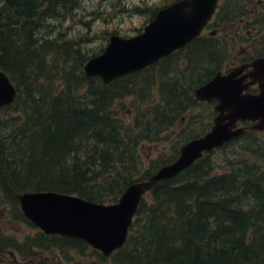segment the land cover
Here are the masks:
<instances>
[{
  "label": "trees",
  "instance_id": "obj_1",
  "mask_svg": "<svg viewBox=\"0 0 264 264\" xmlns=\"http://www.w3.org/2000/svg\"><path fill=\"white\" fill-rule=\"evenodd\" d=\"M79 1L0 0V71L16 91L14 101L0 108L16 114L0 120V205L9 204L10 216L31 228L16 209L18 194L51 191L113 204L125 187L162 166L143 169L139 145L156 141L181 120L184 104L191 106L189 86L201 82L190 78L184 88L180 74L164 73L167 59L163 69L160 60L158 67L104 86L83 76L80 68L93 55L76 38L51 34L49 25ZM127 96L126 107L121 101ZM243 140L245 154L228 162L227 170L214 172L206 154L156 183L145 194L148 201L141 199L126 242L108 258L79 239L38 233L19 244L24 254L1 235L0 247L23 257L32 254L29 248H55L66 259L69 252L82 257L89 250L100 264L262 263L264 154ZM176 154L174 149L167 163Z\"/></svg>",
  "mask_w": 264,
  "mask_h": 264
},
{
  "label": "water",
  "instance_id": "obj_2",
  "mask_svg": "<svg viewBox=\"0 0 264 264\" xmlns=\"http://www.w3.org/2000/svg\"><path fill=\"white\" fill-rule=\"evenodd\" d=\"M216 2L176 1L156 10L140 33L126 38L109 35L102 51L81 66V74L97 78L104 86L115 79L143 70L196 37L210 18ZM260 63L261 71L255 70L253 73L260 91L258 96L251 99L258 100L262 110L256 112L251 107L254 101L240 95L241 86L234 89L229 86V77L216 76L194 92L196 100H208L209 97L218 100L215 108L218 113L212 126L203 135L182 144L171 163L160 166L145 180L129 184L113 204H99L51 191L22 193L17 196L22 215L43 234L76 238L104 257L109 256L125 243L142 197L156 183L172 179L203 153H210L238 136L242 129L235 128L236 120H254L255 117H259L260 121L264 119V62ZM15 96L13 84L0 71V108L10 105ZM256 128L264 130V123L259 122Z\"/></svg>",
  "mask_w": 264,
  "mask_h": 264
},
{
  "label": "rangeland",
  "instance_id": "obj_3",
  "mask_svg": "<svg viewBox=\"0 0 264 264\" xmlns=\"http://www.w3.org/2000/svg\"><path fill=\"white\" fill-rule=\"evenodd\" d=\"M174 1L176 0H80L78 7L70 14H67L64 19H56L52 24H49L53 26L51 34L59 30L66 38L79 40L80 48L89 56L98 55L105 47L109 35L114 34L123 38L136 35L141 32L142 28L150 20L153 12L166 7ZM52 36L54 37L55 35ZM228 38L230 39L229 36ZM100 49L101 51H99ZM177 66V64L172 65V67L176 68ZM153 94L156 93L153 92ZM130 101L131 96H127L121 103H124L127 107ZM15 115L9 110L6 113H0V120L5 117L8 120ZM126 116L129 117L130 114ZM206 116L207 107L202 105L188 107L183 112L182 120L171 130L161 133L159 139L154 142H142L138 149L142 168L148 170L153 165L166 164L171 158V152L174 149L178 150L180 143L187 141L204 128L199 125V121L205 122ZM2 129L4 130L3 127ZM243 144L241 141L236 142L234 145L226 146L224 151L215 150L212 152L210 158L215 165L213 171L227 170L230 167L228 162L234 163L237 158L242 157V154H245L240 149ZM143 198L148 201L147 195H144ZM10 209L9 204L0 205V235L12 242L14 248H16L15 251L24 254L16 245L22 244L25 239L35 237L36 233H41L12 218L9 214ZM16 209L18 212L20 211L19 206L18 208L16 206ZM19 213L21 214V212ZM5 243L10 244L9 241H5ZM8 248L9 246L1 245L0 251L2 255H6ZM89 249L91 250V248ZM39 252H42L41 261L43 264H100L96 257L89 253V250L85 251L82 257L74 252H69V259L60 258L55 248L41 250L33 247L31 255L25 257L18 253L17 255L20 260H25V263L29 264L30 262H37V254Z\"/></svg>",
  "mask_w": 264,
  "mask_h": 264
},
{
  "label": "flooded vegetation",
  "instance_id": "obj_4",
  "mask_svg": "<svg viewBox=\"0 0 264 264\" xmlns=\"http://www.w3.org/2000/svg\"><path fill=\"white\" fill-rule=\"evenodd\" d=\"M201 47H205L203 57L199 54V52H202ZM188 58L191 60L189 61ZM166 59L168 62L164 73L170 76L180 74L179 79L184 83V85L181 83L184 88H186L188 79H201L200 83L192 85H190V80L191 106L202 105L207 107V116L205 122L199 121V125L204 127L202 128L204 130L190 139L206 133L212 126L213 119L217 116L218 112L215 108L219 102L215 97H209L208 100H196L194 96L195 90L209 83L216 76L229 77V86L233 89L241 86L240 95L246 96L257 104L254 102L251 104L256 112L262 110L259 101L251 98L258 96L260 91L259 83L253 79V73L255 70L261 71L260 67L262 68V65L260 62H264V0H217L210 18L203 25L199 34L182 48L162 58L161 60L164 61L162 69L166 65ZM159 61L144 69H150ZM174 64L178 65L177 68L172 67ZM155 67H158V65ZM164 73L162 71L163 75ZM183 102H185V99ZM191 106L188 103L184 104L185 109ZM182 118L183 115L180 119L182 120ZM259 122L264 123V119L260 121L259 117H255L254 120L247 118L236 120L234 123L235 128L242 129V131L225 144L249 139V141H255L264 154V130L256 128ZM41 238L39 236V239ZM18 247L22 250L24 245ZM29 252H32V248H29ZM41 253L37 254L36 263L30 262L29 264H43ZM0 262L2 264H26L25 260H20L15 251L9 249L6 251V255H2L0 251Z\"/></svg>",
  "mask_w": 264,
  "mask_h": 264
},
{
  "label": "bare ground",
  "instance_id": "obj_5",
  "mask_svg": "<svg viewBox=\"0 0 264 264\" xmlns=\"http://www.w3.org/2000/svg\"><path fill=\"white\" fill-rule=\"evenodd\" d=\"M27 193H31V192H27ZM18 195H20V194H18ZM18 195H17V196H18ZM17 196H16V198H17Z\"/></svg>",
  "mask_w": 264,
  "mask_h": 264
}]
</instances>
